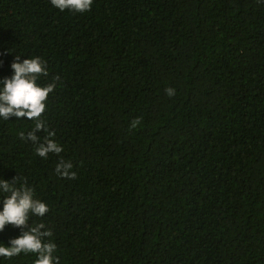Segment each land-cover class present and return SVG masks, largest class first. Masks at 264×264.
<instances>
[{
    "label": "trees",
    "instance_id": "1",
    "mask_svg": "<svg viewBox=\"0 0 264 264\" xmlns=\"http://www.w3.org/2000/svg\"><path fill=\"white\" fill-rule=\"evenodd\" d=\"M17 55L59 76L40 119L64 150L40 157L35 121L0 117V179L48 205L28 226L59 264H264V0H0V80Z\"/></svg>",
    "mask_w": 264,
    "mask_h": 264
},
{
    "label": "clouds",
    "instance_id": "2",
    "mask_svg": "<svg viewBox=\"0 0 264 264\" xmlns=\"http://www.w3.org/2000/svg\"><path fill=\"white\" fill-rule=\"evenodd\" d=\"M51 3L61 11L68 9L82 13L91 9L93 0H51ZM12 68L14 75L0 80L3 84L0 89V117L5 120L11 117L34 120L35 126L27 134V139L36 145V154L42 158H46L49 153L60 154L63 147L52 139L55 133L48 131L45 122L40 119L46 109L45 102L49 93L54 91L59 76L54 77L53 82L46 86L37 83L39 76L48 75L46 62L41 57L27 58L20 62V56L17 55ZM166 93L170 97L174 96L175 89L169 87ZM136 123H133V127ZM41 130L47 133L43 141L37 135ZM20 136L24 138L25 134L21 132ZM72 169V162L61 158L55 172L62 178L75 179L76 173ZM21 179H0V192L5 194L4 207L0 211V231L9 224L23 229L22 235L11 240L10 247L0 245V257L11 258L22 252L33 253L37 255L34 264H59V257L54 255L56 244L47 239L53 235L52 230L46 229L43 223L28 226L30 215L43 217L49 207L45 202L34 199V192L27 187L26 180L17 187L16 182Z\"/></svg>",
    "mask_w": 264,
    "mask_h": 264
}]
</instances>
